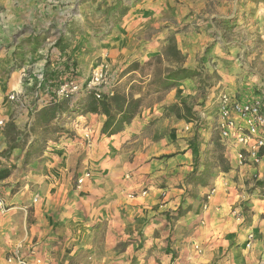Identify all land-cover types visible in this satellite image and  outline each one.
<instances>
[{
    "label": "rangeland",
    "instance_id": "rangeland-1",
    "mask_svg": "<svg viewBox=\"0 0 264 264\" xmlns=\"http://www.w3.org/2000/svg\"><path fill=\"white\" fill-rule=\"evenodd\" d=\"M40 4L47 8L57 6L65 9L66 6H69L70 10L59 22H55L54 19L51 21L46 19L45 21H49L50 24L32 32L35 34V31H38L39 42L35 41L36 43L33 44L27 41L26 43L21 40V37L18 39L17 36L19 33L26 32L22 37L27 34L25 37L29 39L28 31L31 30L28 24L29 19L24 20L23 18L22 20L23 13L18 14L17 24H21L24 28L19 29L13 25L16 18H14L12 5L26 8ZM124 5H134L133 12L139 17L141 15L149 17L150 12L154 11L155 19L149 18L150 23L147 24L149 27L143 30L145 38L160 36L161 30L157 23L164 20H167L168 24L164 25L163 29L169 27L170 34L167 44L149 59L146 57L127 59L110 66L111 64L106 63L107 61L101 54H97L96 47L98 44L101 45L100 42L105 41L106 36L113 30L115 19L111 16L123 14L122 7ZM161 8H165L160 12H164L165 15L161 14L162 16L158 17ZM130 14L127 19H134L133 14ZM23 21L24 23H22ZM78 25H84L85 29L83 33L80 31L79 38L78 31H76ZM68 30L69 34L66 33ZM176 33L178 34L176 35ZM138 34L137 36L142 38V31ZM63 37L71 42L65 44L67 41L65 39L62 43ZM78 41L80 42L77 45ZM180 41L183 46L192 47L191 53H195L196 56L195 68L201 75L197 77V80H193L195 78L193 77L192 80L183 82L181 85L177 83L168 90H162L159 88L158 81L164 78L166 73L174 70V67H181L187 62V56L178 49ZM101 46L106 48L105 45ZM4 48L8 51L7 53L13 50L12 53H9L10 59L8 58L7 61L0 58V100L2 97L6 98L11 103L9 107H12L8 116L0 115V119H4V125L0 126V170L10 169L11 171L4 180L0 179V195L5 199L9 210L11 205L7 203V196H12L17 191H25L29 197L27 201L28 218H31L32 221V208L29 202L35 204L41 198V193L32 187L33 183H38L35 180L40 179L37 173L33 172V175L37 176L33 177L32 172L29 171L28 174L24 168L16 171L18 160L21 158L26 165L39 161L45 164L49 163L50 166L56 159L52 166L55 171L49 178L53 180L52 182L58 183L57 191L64 192V185L69 183L70 190L66 189L67 199L70 203H75V207L79 202L78 199L80 197L82 199L84 195L98 196L101 200L100 203L98 204L97 200L92 202H95L93 204L96 208L95 214L101 216L103 215L99 211L103 205L109 207L107 204L109 199L103 200V194L95 192L81 195L75 191L79 174L83 169H92L94 183L95 181L97 183L98 181H123V184L120 185L125 186L130 180L131 176L126 177V174L124 177L116 176L114 171L102 172L101 168H97L94 150L91 149L92 146L90 147L94 142L95 128L93 126L89 128L90 122L87 120L89 117L87 114L93 113L88 111V105L94 94L86 91L93 71L101 68L110 71L112 89L115 92H123L128 96L133 95L135 98L143 95L142 105L157 103L166 96L167 92L176 88L178 92L175 102L184 103L183 101H186L200 111V113L197 110L194 112L198 113L194 116L195 123L192 126L183 124L181 130L186 134L193 132L191 137L195 140L193 142L195 148L192 147L193 152H191L193 159L190 160L184 156V160L192 161L194 163L192 166L197 164L200 169H203L205 165H212L211 178L215 176L218 168H221L223 173H228L230 179L236 183L240 181L242 186L239 187V191H243L245 196L253 193L259 186L258 194L264 197V188L259 185V182L264 180V174L260 179H258L259 175L255 177L251 174L241 177L239 168L231 165V159L234 158L233 153L239 147L237 148L234 143L220 136V132L216 128L215 106L221 93H226L240 101L261 100L264 110V0H0V50ZM37 48L41 50L39 56L30 57L28 51ZM56 48L59 51L57 56L53 54ZM66 49L71 52L65 51ZM74 49L77 53H82L83 56L78 58L77 55L72 54ZM131 70L135 72L126 75ZM71 81L79 86L77 92L59 100L58 91L61 86ZM15 91L18 93L19 99L12 101L8 96ZM54 101H66L65 105L69 107L68 112L59 113V116L50 125L39 129L40 135L34 136L30 132V126L34 122L35 113ZM4 104L5 102L0 103V109L3 107V111L6 113L7 108L4 107ZM152 119L154 117L149 122L150 126L155 124ZM10 124L16 125L23 133V136L17 139L18 143H23L27 135L29 138L20 148L6 153L9 143L5 133ZM88 132L90 138L85 137ZM36 137L37 146L35 147L41 146L42 152L38 158L25 163L26 153ZM210 152L212 155L209 154ZM261 153L264 154V149ZM199 154L201 156L196 158V155ZM205 154L207 156H203ZM221 164H224L223 167L220 166ZM245 166L248 168L257 165L247 164ZM183 175L186 176L180 181L178 187L188 184L187 178L190 174L184 173ZM122 190L125 192H120L118 188L114 194L117 199L127 197L128 194H135L134 191H136L129 188H122ZM192 192L194 194L190 193V196L201 194L195 188ZM203 195L207 196V199L209 198L208 194L204 193ZM250 200L251 198H240L239 200L240 206L243 207L241 209L242 220L247 226L253 224L255 214V209L253 210L247 205ZM111 202L113 203L112 200ZM24 204L23 202L22 205ZM65 210L67 209L64 206L63 212ZM68 210L72 211V208L69 207ZM6 214H0V219L1 217L4 219ZM176 214L173 215V218ZM117 216L119 217V215ZM235 217L238 219L237 215ZM143 234L144 231H139L132 238V242H140L143 239ZM103 235L99 237V246L104 256L106 254L104 239L113 240L114 237ZM168 240L170 244L172 239ZM119 243L120 250L116 258L123 259L126 245L130 242L127 243L124 238Z\"/></svg>",
    "mask_w": 264,
    "mask_h": 264
},
{
    "label": "crops",
    "instance_id": "crops-1",
    "mask_svg": "<svg viewBox=\"0 0 264 264\" xmlns=\"http://www.w3.org/2000/svg\"><path fill=\"white\" fill-rule=\"evenodd\" d=\"M12 6L16 18L13 25L19 29L24 28L21 24H17L18 14L23 13L21 19H29L28 24L31 28L28 31L29 39L25 37L27 34L22 37L26 32L19 33L18 39L21 37L26 43L28 41L33 44L39 42L38 31L32 34L33 30L44 28L50 24L51 19L55 22L63 20L65 13L70 10L69 6L65 9L57 6L47 8L43 4L26 8ZM134 7V5H124L123 14L117 13L118 16H111L115 19L113 30L106 36L105 41L100 42L106 48L100 44L96 47L97 54H101L106 63L111 64L110 66L127 59L133 60L139 57L149 59L160 52L168 42L169 27L163 29L168 21L157 23L161 30L160 36L145 38L143 30L149 27L147 25L150 23L149 18L155 19L154 11L150 12L149 17L143 15L139 17L133 12ZM163 10L165 8H161L158 12V17L165 15L164 12L160 13ZM130 13L133 14L134 19L128 20ZM46 19L49 21H45ZM10 24L12 25L11 22ZM76 31L79 38L80 31L81 33L85 31L84 25H78ZM141 31L142 38L137 36ZM66 33L69 34L70 31ZM65 39L63 37L62 43ZM66 40L65 44L71 42L69 39ZM178 44L179 51L187 56V62L181 67L196 69V56L195 53H191L192 47L183 46L181 41ZM12 51L10 50L9 53ZM40 51L37 48L29 50L28 53L30 57H34L39 56ZM65 51L71 52L69 49ZM7 52L5 48L0 50V58L5 61L10 59V54ZM58 52L56 48L53 54L57 56ZM72 54L77 55L78 58L83 56L82 53H77L76 49ZM133 72L135 71H129L126 75ZM190 80L192 78L181 80L178 85ZM193 80H197V77ZM177 92L178 90L173 88L159 102L151 105L143 104L133 121L114 137H107L101 133L105 115L87 114L89 128L90 126L95 128L94 142L90 147L92 146L91 149L94 150L97 168H101L102 172L114 171L116 176L124 177L126 174V177H132L125 186L120 185L123 181H98V183L95 181V184L92 178L85 180L81 186L77 185L76 193L83 195L87 192H95L103 194V200L109 199L107 203L109 207L103 205L99 211L103 216L95 214L96 208L93 206L95 202L92 201L97 200L99 204L101 200L98 196L84 195L82 199L81 197L78 199L79 202L75 207V203H70L67 199L69 183L64 185V192L57 191L58 183L52 182L53 180L49 178L55 171L52 166L56 162V157H53L55 161H52L51 166L49 163L39 161L26 165L22 161L23 158L19 159L16 171L24 168L28 174L31 171L33 177L40 178L34 179L38 183H33L32 187L41 193V198L35 204L29 202L33 217L31 221L27 211L29 197L25 191H17L12 196H7V203L11 205V209L4 219L2 217L0 219V264H8V255L18 247L22 256L31 261L41 257L43 264H264V197L258 194L259 186L253 193L245 196L243 191H239V187L242 186L240 181L236 183L230 179L228 173H223L221 168H218L219 170L209 179L206 186H193L188 183L178 187L186 176L183 174H190L199 165L192 166V161L184 160L185 157L193 159L191 152L195 148L193 143L195 140L191 137L193 132L186 134L181 131L183 124L192 126L196 121L195 118L188 122L167 109L169 105H181V101L175 102ZM1 99L0 103L5 102L4 107L7 110L5 113L2 107L0 115L8 116L12 109L9 107L11 103L6 98ZM183 102L192 107L188 102ZM192 110L194 116L198 115L194 113L196 110L200 113L197 107H192ZM152 117L155 124L150 126ZM209 154L212 155V152ZM199 156L201 154L196 155V158ZM233 156L231 165L239 168V176L259 175L258 179L263 176L264 154L260 164L248 168L239 164L236 152ZM87 170L92 171L85 168L79 177ZM244 171L246 172L243 173ZM33 172H36L37 176L33 175ZM216 186L215 194L205 199L203 194H207ZM47 188L52 190L48 191ZM118 188L122 193L125 192L122 188L136 191L135 194L117 199L114 194ZM194 188L201 194L190 196ZM107 194L113 196H105ZM240 198H251L247 205L255 209L253 224L248 226L243 223L242 218L235 217V211L243 209L240 206ZM64 206L67 210L63 212ZM69 207L72 211L68 210ZM179 207H188L189 212L182 218L174 219L173 215L177 213ZM87 218L89 219L86 220ZM139 231H144L141 243L132 242V238ZM102 235L114 237L113 240L104 239L106 250L104 256L99 246V237ZM124 238L130 243L126 245L125 257L119 259L116 258L120 250L119 242ZM169 238L172 239L170 244ZM249 243L251 247H247ZM32 247L36 249L35 255L30 253Z\"/></svg>",
    "mask_w": 264,
    "mask_h": 264
},
{
    "label": "built area",
    "instance_id": "built-area-1",
    "mask_svg": "<svg viewBox=\"0 0 264 264\" xmlns=\"http://www.w3.org/2000/svg\"><path fill=\"white\" fill-rule=\"evenodd\" d=\"M110 78L111 74L108 69L101 68L93 71L86 92H92L98 99L113 96L115 91L112 89ZM78 88L79 86L74 81L63 84L58 91V99L69 97L70 94L77 92ZM8 98L16 101L19 99V95L15 91ZM2 125H4V119H0V126ZM216 128L223 139L234 143L237 148L239 147L235 152L240 165L261 163L263 157L261 151L264 149V110L261 100L240 101L226 93H221L217 100ZM85 137L90 138V133H86ZM92 176V171H86L78 178V185L81 186L85 180L91 179ZM215 191L216 188L213 187L208 197ZM8 210L5 199L0 195V214L4 215ZM235 214L238 219L242 218L241 210H236ZM247 247H251V243L247 244ZM30 253L35 255L36 249L32 247ZM7 263L43 264V259L36 257L31 261L21 255L18 247L7 257Z\"/></svg>",
    "mask_w": 264,
    "mask_h": 264
},
{
    "label": "trees",
    "instance_id": "trees-1",
    "mask_svg": "<svg viewBox=\"0 0 264 264\" xmlns=\"http://www.w3.org/2000/svg\"><path fill=\"white\" fill-rule=\"evenodd\" d=\"M200 75L201 73L196 69H192L189 67H178L177 69L171 70L166 73L164 78L158 81L159 88H162V90H168L175 86L181 80L198 77ZM66 103V101H54L40 108L35 113V119L30 126V132L34 136L40 135V128L42 129L50 125L51 122L59 116V113L68 112L67 110L69 109V107L65 105ZM142 103L143 95L135 98L133 95L128 96L126 93L118 91L115 92L113 96L105 97L104 99H98L97 97H95V95H93L88 105V111L105 115L106 119L104 121L101 133L103 135H106L107 137H114L120 134L125 129V127L133 121L140 108L142 107ZM215 106L217 109V102ZM167 109L171 113L175 114L178 118L185 119L188 122H191L195 118L193 115L192 107H190L187 103H181V105H169ZM5 135L9 143V147L6 153H10L14 149L20 148L27 141L26 139L29 138V136L27 135L23 143H18L17 139L23 136V133L14 124L9 125ZM35 139L36 140L30 145V148L26 153L25 163H29L32 159L38 158L40 156V153L42 152L41 146L35 147L37 146V137ZM222 165L224 164H221L220 166L223 167ZM227 168H229V165H227ZM10 173V169L0 170V179L8 177ZM212 173V165H205L202 170L199 169V166H196L188 176L187 182L189 184H192L193 186H206L212 176ZM259 185H262V187L264 188V180L260 181ZM210 191L211 189L207 194H209ZM205 199H207V196H205ZM188 212V207L185 209H182V207H180L174 218H182Z\"/></svg>",
    "mask_w": 264,
    "mask_h": 264
}]
</instances>
